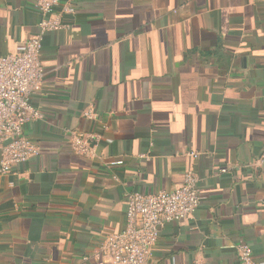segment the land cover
Segmentation results:
<instances>
[{
	"label": "crops",
	"instance_id": "crops-1",
	"mask_svg": "<svg viewBox=\"0 0 264 264\" xmlns=\"http://www.w3.org/2000/svg\"><path fill=\"white\" fill-rule=\"evenodd\" d=\"M42 19L35 0H0V56ZM63 22L25 128L40 156L0 176V264H100L82 257L126 228L128 195L190 171L201 204L149 264H241V241L264 264V0H80Z\"/></svg>",
	"mask_w": 264,
	"mask_h": 264
},
{
	"label": "built area",
	"instance_id": "built-area-1",
	"mask_svg": "<svg viewBox=\"0 0 264 264\" xmlns=\"http://www.w3.org/2000/svg\"><path fill=\"white\" fill-rule=\"evenodd\" d=\"M80 0H35V7L43 19L39 32L29 38L24 48L14 54L0 56V176L12 172L40 156V149L25 136L31 121L41 119L42 113L32 105V98L44 84L42 67L44 36L49 32L65 30V15H74ZM85 117L93 119L92 108ZM93 139H101L94 135ZM73 148L80 154L91 152L89 138L77 136ZM195 157L196 154H193ZM113 166L123 161H114ZM225 172V170H223ZM200 177L194 171L185 175L183 185L174 191L158 194L132 192L127 199L126 228L108 236L99 246L82 257L83 262L95 260L100 264H149L153 248L166 224L187 220L199 208L203 196L198 191ZM241 264H255L251 246L241 241L238 246Z\"/></svg>",
	"mask_w": 264,
	"mask_h": 264
},
{
	"label": "trees",
	"instance_id": "trees-1",
	"mask_svg": "<svg viewBox=\"0 0 264 264\" xmlns=\"http://www.w3.org/2000/svg\"><path fill=\"white\" fill-rule=\"evenodd\" d=\"M219 53L218 51L208 52L205 54L206 57H218Z\"/></svg>",
	"mask_w": 264,
	"mask_h": 264
}]
</instances>
